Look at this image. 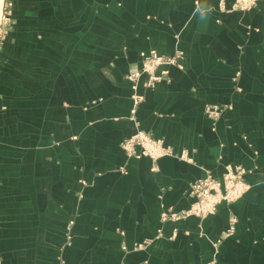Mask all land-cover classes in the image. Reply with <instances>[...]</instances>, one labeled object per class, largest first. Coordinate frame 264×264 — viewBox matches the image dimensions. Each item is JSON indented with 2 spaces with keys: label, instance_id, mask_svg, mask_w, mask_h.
<instances>
[{
  "label": "crops",
  "instance_id": "0c3cea01",
  "mask_svg": "<svg viewBox=\"0 0 264 264\" xmlns=\"http://www.w3.org/2000/svg\"><path fill=\"white\" fill-rule=\"evenodd\" d=\"M5 1L0 264H264V0ZM151 50L182 58L129 78ZM139 130L177 155H130ZM228 165L241 198L163 219Z\"/></svg>",
  "mask_w": 264,
  "mask_h": 264
},
{
  "label": "built area",
  "instance_id": "2783aa9c",
  "mask_svg": "<svg viewBox=\"0 0 264 264\" xmlns=\"http://www.w3.org/2000/svg\"><path fill=\"white\" fill-rule=\"evenodd\" d=\"M259 0H235L234 7L238 9H250L258 3ZM182 58L180 51L174 54H161L156 50L143 53L141 71L129 74V78L136 81L142 73L149 75V84L153 85L157 81L167 78L168 69L158 71L161 66L179 64ZM142 99L138 93L134 94V101L137 104ZM223 107L219 104H207L205 113L210 117H218L223 112ZM122 147L130 155L148 156L152 160L165 155H177L171 145L166 144L163 138L155 137L148 131L139 130L135 134L124 138L121 142ZM183 159H191L186 150L178 154ZM245 169L240 166L228 165L222 179L214 176L212 173L207 174L191 184L190 194L193 196V202L190 208L182 212L170 211L163 212V219L174 215L179 218L183 215H195L205 217L217 212L219 205L223 202H231L240 198L248 189V184L244 179ZM234 227V223L230 226ZM230 231V230H229ZM225 234V233H224Z\"/></svg>",
  "mask_w": 264,
  "mask_h": 264
},
{
  "label": "rangeland",
  "instance_id": "374dc122",
  "mask_svg": "<svg viewBox=\"0 0 264 264\" xmlns=\"http://www.w3.org/2000/svg\"><path fill=\"white\" fill-rule=\"evenodd\" d=\"M6 4V1L5 0H2V2H0V42H1V40H2V38H3V35H4V33H5V31H4V29H5V26H6V24L7 23H9L10 22V16H9V7L7 6V5H5ZM226 168H227V166H226ZM226 168H225V171H226ZM245 169V168H244ZM225 171L223 172V174L225 173ZM246 171V170H245ZM223 174H222V176H223ZM222 176L221 177H218V178H220V179H222ZM244 179H245V177H244ZM247 182V181H246ZM247 184H248V182H247ZM248 188H249V184H248ZM248 190V189H247ZM247 192V191H246ZM245 192V193H246ZM244 193V194H245ZM243 194V195H244ZM242 195V196H243ZM190 196H191V198H192V202H193V196L190 194ZM241 196V197H242ZM240 197V198H241ZM239 199V198H238ZM238 199H236V200H238ZM236 200H234V201H236ZM234 201H231V202H228V203H232V202H234ZM192 202H191V204H192ZM191 204H190V206H191ZM190 206L188 207V208H190ZM220 206V205H219ZM188 208H185V209H181V210H174V209H172V208H169L170 209V211H176V212H182L183 210H186V209H188ZM168 210V209H167ZM190 216H195V215H183L182 213H181V215H180V217L178 218V219H181V218H186V217H190ZM208 216H210V215H208ZM208 216H205V217H200V216H196V217H199V218H201V219H203V218H206V217H208ZM166 219H177V218H175V216L172 214V215H170L168 218H166ZM235 222H236V219L235 218H233L232 220H231V222H230V225L226 228V230H224V236H226V235H229V234H231V233H233L234 232V230H235ZM232 223H234V227H231L230 228V226L232 225ZM230 230V231H229Z\"/></svg>",
  "mask_w": 264,
  "mask_h": 264
},
{
  "label": "snow or ice",
  "instance_id": "6c2138e0",
  "mask_svg": "<svg viewBox=\"0 0 264 264\" xmlns=\"http://www.w3.org/2000/svg\"><path fill=\"white\" fill-rule=\"evenodd\" d=\"M0 2H2V0H0Z\"/></svg>",
  "mask_w": 264,
  "mask_h": 264
}]
</instances>
